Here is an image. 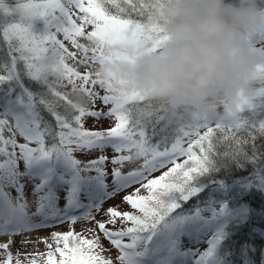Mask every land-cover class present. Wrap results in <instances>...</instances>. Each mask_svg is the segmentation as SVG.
<instances>
[{
    "label": "snow or ice",
    "instance_id": "6c2138e0",
    "mask_svg": "<svg viewBox=\"0 0 264 264\" xmlns=\"http://www.w3.org/2000/svg\"><path fill=\"white\" fill-rule=\"evenodd\" d=\"M165 2L0 0V264H240L223 245L237 189L264 190V21L251 84L183 113L93 71L158 51Z\"/></svg>",
    "mask_w": 264,
    "mask_h": 264
},
{
    "label": "clouds",
    "instance_id": "9594fccd",
    "mask_svg": "<svg viewBox=\"0 0 264 264\" xmlns=\"http://www.w3.org/2000/svg\"><path fill=\"white\" fill-rule=\"evenodd\" d=\"M248 2L250 7L246 13H237V22L242 28L252 27L264 15L256 9L254 0ZM218 3L219 0H208L205 13L194 24L177 26L176 30L192 36V42L179 50L182 59L174 62L177 65L175 72H183L184 79L176 81L173 90L160 86L165 79L171 82L175 73L167 77H142L141 83L154 85L165 94L172 95L180 105L199 107L215 92L221 95L213 105L214 109L235 102L238 91L251 84L258 58L238 47V29L235 25H224L217 18ZM184 12L191 15L193 10L188 8ZM234 49L235 54L229 56ZM228 69L236 75L232 76Z\"/></svg>",
    "mask_w": 264,
    "mask_h": 264
},
{
    "label": "rangeland",
    "instance_id": "374dc122",
    "mask_svg": "<svg viewBox=\"0 0 264 264\" xmlns=\"http://www.w3.org/2000/svg\"><path fill=\"white\" fill-rule=\"evenodd\" d=\"M206 2H208V0H206ZM259 2L261 3L262 8L258 11L264 14V0H254V5L257 9L259 6L256 5ZM202 5H203V0H166V2L163 4L162 9L158 12L156 18L158 20H162L165 23H170V24L172 22H175V24L178 23L179 25L194 24L196 19L205 13L206 7ZM205 6H207V3L205 4ZM249 7L250 5L248 3L240 6H229V7L217 6V10H216L217 18L220 21H222L224 25H235L237 27L238 41H239L238 47L243 48L245 50L247 49L243 47L241 44L243 35L251 30H254L259 23L264 21V15H262L261 18L252 27L250 28L240 27V25L237 22V13L245 14ZM188 8H191L193 10L191 15H186L184 12V10ZM188 37L189 36L187 37L175 36L171 38V40L183 38V41H185L186 39H188ZM160 48L167 49V47L163 48L162 46H160ZM180 54L181 52H179L176 49L172 51L171 47L169 48V51L163 50L159 53H153V55H148V53L138 54L134 50H129L130 60L114 61L112 63L97 65L93 69V71L98 73L102 78H108L109 76H111V78L115 80L123 81L124 82L123 87L124 90L126 91L134 90L144 95H147V93L162 94V91H160L156 86L149 85L146 83H141L142 77L169 76L171 74L170 65L173 67H177V65L174 62L180 60V58L182 57ZM234 54H235V49L229 53V56H232ZM170 61H173V63H169ZM228 71L232 76L236 75V73L231 69H228ZM171 83H173V76L171 82L165 79L160 87L167 89ZM220 95L221 94L219 92H215L214 94L209 95L205 99V101L199 107L196 106L194 110L214 109L213 105L218 101ZM74 96L78 102L85 104L87 103L86 101L83 100V97H81L79 93L74 94ZM87 126L91 127L92 121H89ZM104 126L107 127V125ZM262 191L264 192V190ZM14 194L15 193H13V195ZM114 203H118V201H114ZM51 231L63 232V231H67V227L60 226V227L50 228L44 231H40L35 233L31 237V239L35 240L37 236L39 237L47 236ZM17 247H20L19 238H17ZM21 251L28 253L44 252L45 245L37 244V243L28 244L25 247L21 248Z\"/></svg>",
    "mask_w": 264,
    "mask_h": 264
},
{
    "label": "trees",
    "instance_id": "16d2710c",
    "mask_svg": "<svg viewBox=\"0 0 264 264\" xmlns=\"http://www.w3.org/2000/svg\"><path fill=\"white\" fill-rule=\"evenodd\" d=\"M206 0H203L204 7ZM247 0H219L218 7L224 6H240L248 4ZM250 5V4H249ZM256 6H259L257 10L262 8L261 3L259 2ZM160 27V35L165 37L160 46L167 49H161L156 52H151L148 55H153V53H159L163 50L169 51V48L173 50H180L185 45H188L192 42V36L190 33L178 31V23L175 22L165 23L162 20H158ZM170 25V26H168ZM175 36H189L188 39L183 41V38L171 40ZM180 52V51H179ZM182 56V54H180ZM151 58V57H149ZM182 57L180 58V60ZM173 60V59H172ZM176 67L170 65L171 74L175 73L173 76V83L169 85L168 90H173L175 88V83L178 80L184 79L183 72L176 73ZM148 97L155 98L166 102L173 109L178 112L188 113L193 111L196 106L191 104L180 105L175 102V99L172 95L165 94L162 91V94H148ZM203 131V130H202ZM251 165H245L242 167H237V172L247 173ZM239 179V178H237ZM232 203L242 210V217L235 218L232 222L226 225V231L228 233L226 239L224 240V248L229 249L231 246V251L235 254L236 249L235 245L239 244V251L243 253V257L247 258L248 264H263L264 261V192L257 187H250L246 189H237L235 195L232 197ZM240 255H237V259L240 260V264H244V258Z\"/></svg>",
    "mask_w": 264,
    "mask_h": 264
}]
</instances>
